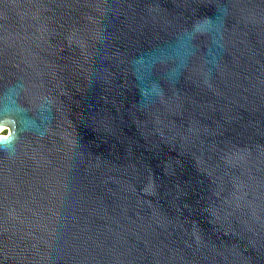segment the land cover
Segmentation results:
<instances>
[{
  "label": "water",
  "instance_id": "1",
  "mask_svg": "<svg viewBox=\"0 0 264 264\" xmlns=\"http://www.w3.org/2000/svg\"><path fill=\"white\" fill-rule=\"evenodd\" d=\"M0 264H264V0H0Z\"/></svg>",
  "mask_w": 264,
  "mask_h": 264
},
{
  "label": "bare ground",
  "instance_id": "2",
  "mask_svg": "<svg viewBox=\"0 0 264 264\" xmlns=\"http://www.w3.org/2000/svg\"><path fill=\"white\" fill-rule=\"evenodd\" d=\"M0 135H2V137L5 135V134H2V133H1V129H0Z\"/></svg>",
  "mask_w": 264,
  "mask_h": 264
}]
</instances>
